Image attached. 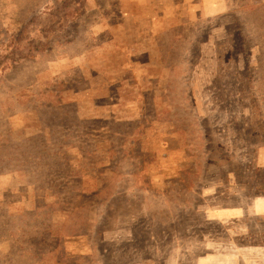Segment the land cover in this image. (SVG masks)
I'll return each instance as SVG.
<instances>
[{"label":"rangeland","instance_id":"obj_1","mask_svg":"<svg viewBox=\"0 0 264 264\" xmlns=\"http://www.w3.org/2000/svg\"><path fill=\"white\" fill-rule=\"evenodd\" d=\"M46 1L0 0V29L19 32ZM243 4L89 0L71 45L0 71V210L32 216L52 203L38 191L37 156L21 163L39 135L49 158L66 147L65 183H81L68 213L43 231L46 250L23 255L28 264H264V183L255 174L264 175V9ZM198 117L208 140L193 130ZM57 180L50 172L47 186ZM105 183L153 205L150 234L136 247L138 229L124 214L111 217L114 231L66 235L76 209L98 219Z\"/></svg>","mask_w":264,"mask_h":264},{"label":"trees","instance_id":"obj_2","mask_svg":"<svg viewBox=\"0 0 264 264\" xmlns=\"http://www.w3.org/2000/svg\"><path fill=\"white\" fill-rule=\"evenodd\" d=\"M88 1L89 0H47L42 8L28 18L19 32L9 34L6 32L7 28L5 26L1 27L0 71L5 74L8 70L17 67L22 62L39 60L56 48L71 45V42L73 41L71 38L73 34L72 29L75 28V33L78 34V23L82 22L89 15ZM239 30V33L242 35L244 30L241 27H239ZM184 100L186 101V98H184ZM194 124H196V129L193 130H195L198 135L204 136L205 139L208 140L210 129L204 128L205 122H203L202 117L196 118ZM181 131L190 134V131L187 128ZM63 139H68V137H64ZM29 141L36 142L34 148L38 150H36L37 152L30 153L26 149L23 154L24 159L21 157V163L24 162L27 164L32 156H37L38 159H36V161L40 164L44 176L43 178L45 179V182L41 184L38 191L52 193L53 200L51 204L37 208L32 216L25 212L9 213L0 210V237L3 238L7 236L8 238L12 235L17 239L15 241L16 245L10 249V256L13 254L17 259L16 264H27L28 260L25 259V256L23 255L27 254L29 250H33L34 252L46 250V247H44L43 244L45 241L43 239V231H45L46 227L48 228L44 234L45 237L46 233H49L50 226H53L51 220L57 213H68L69 207H67V198L70 196L72 187L76 188L79 184L81 185V183L78 184L74 181L67 184L65 183L63 175L65 174V168L68 166L66 147L64 149L57 148L54 150L51 158H49L47 154L51 152L47 149V146L42 147L49 141L45 135H39ZM64 142L65 141L62 140L63 145ZM28 148L33 149V145L31 144ZM48 159H51L53 163L46 164ZM231 161L239 162L240 160L231 158ZM244 165L246 166V164ZM247 168L249 169L250 166L248 165ZM261 170L262 168L256 170L255 174L258 179H260V182L264 183V175L257 174ZM52 171H55L58 180L55 181L54 184L51 183L52 187H48L47 183L50 177V172ZM62 176L63 178H61ZM133 176L134 180L137 182H140L141 179L143 182V179H145V176L143 174L141 175V173L135 172ZM119 177L120 179H118ZM119 177H115L112 180L116 182L117 179L118 181H120L121 178L123 179V176L120 175ZM105 184V187H103L102 190L100 189L101 192L98 197V206L95 209L98 219L96 218L97 220L92 222L87 220V217H85L87 214L86 209L82 207L78 208L75 210L74 215L70 214L69 216L66 235L79 236L83 235L81 233L92 234L91 231H93V228L96 225L102 226L107 231H114L115 228L109 226L111 217L117 214H124L134 220L135 226L133 227V231L136 230V228L138 229L137 233H134L133 244L136 247L137 243L135 239L142 236L145 233V229H150L148 226H144V221L148 220L146 209H153V205L151 201L146 205L145 200H149V198L144 194H133V196L139 197L133 198L132 196L133 200H129L127 196L128 190L125 189L124 184H115V186H108L107 183ZM137 190L142 191L143 189ZM80 193L81 191H74L72 192V196ZM161 196L162 195H160L159 198H161ZM92 197L93 196H90L87 199L83 197V199L88 202L89 199L92 200ZM162 197L168 198L166 195H163ZM96 199L97 198L94 197V200ZM169 200L172 201L170 196ZM164 202L168 207H171L169 202H166L165 200ZM114 209H122L123 212L116 213ZM141 209L145 210L142 214L140 213ZM151 217L156 222L155 219L157 216L151 214ZM3 218L5 219L3 220ZM84 219H86V221H84ZM137 222H142L143 224L141 223V225H137ZM39 230L42 233L38 237L33 236L34 233ZM4 231H6L7 234L4 233ZM146 233L147 234L144 235L148 237L150 233ZM40 236H42V238H40ZM40 243L41 248L39 249L37 246L40 245ZM49 245L50 243L48 244L47 249H49ZM29 264H39L38 259H33Z\"/></svg>","mask_w":264,"mask_h":264},{"label":"crops","instance_id":"obj_3","mask_svg":"<svg viewBox=\"0 0 264 264\" xmlns=\"http://www.w3.org/2000/svg\"><path fill=\"white\" fill-rule=\"evenodd\" d=\"M244 9H264V0H243ZM263 38L264 44V35L261 36ZM11 232V231H10ZM4 233L7 234L6 231ZM17 239L14 236H7L1 238L0 237V264H15L17 259L15 256L11 255V248L16 245ZM12 258V259H11ZM28 264V262H27Z\"/></svg>","mask_w":264,"mask_h":264}]
</instances>
